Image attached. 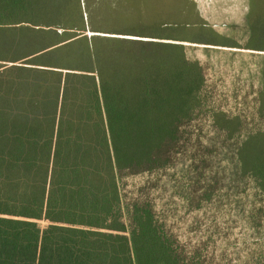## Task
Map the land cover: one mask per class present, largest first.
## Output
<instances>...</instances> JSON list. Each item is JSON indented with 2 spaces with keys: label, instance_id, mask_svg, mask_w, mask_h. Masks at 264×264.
<instances>
[{
  "label": "trees",
  "instance_id": "1",
  "mask_svg": "<svg viewBox=\"0 0 264 264\" xmlns=\"http://www.w3.org/2000/svg\"><path fill=\"white\" fill-rule=\"evenodd\" d=\"M136 1L0 0V264H186L150 208L123 220L119 180L165 166L199 105L202 67L164 32L219 36L193 0ZM245 26L264 50V0ZM246 153L264 191V150Z\"/></svg>",
  "mask_w": 264,
  "mask_h": 264
},
{
  "label": "rangeland",
  "instance_id": "2",
  "mask_svg": "<svg viewBox=\"0 0 264 264\" xmlns=\"http://www.w3.org/2000/svg\"><path fill=\"white\" fill-rule=\"evenodd\" d=\"M153 1L135 2L141 15L151 13ZM155 2L169 10L176 6L174 0ZM194 3L202 23L219 37L181 26L164 37L176 38L186 57L201 65L205 81L199 105L180 126L165 166L120 177L123 220L130 203L150 208L186 264H259L264 259V191L244 159L246 152L264 150V133L253 137L264 131V50L245 48L248 0ZM225 40L231 45H222Z\"/></svg>",
  "mask_w": 264,
  "mask_h": 264
},
{
  "label": "water",
  "instance_id": "3",
  "mask_svg": "<svg viewBox=\"0 0 264 264\" xmlns=\"http://www.w3.org/2000/svg\"><path fill=\"white\" fill-rule=\"evenodd\" d=\"M88 34H99L98 32H88Z\"/></svg>",
  "mask_w": 264,
  "mask_h": 264
},
{
  "label": "crops",
  "instance_id": "4",
  "mask_svg": "<svg viewBox=\"0 0 264 264\" xmlns=\"http://www.w3.org/2000/svg\"><path fill=\"white\" fill-rule=\"evenodd\" d=\"M195 1V0H194ZM201 16V15H200ZM246 19V18H245ZM231 45V44H230ZM229 46V45H228ZM3 68V67H2ZM1 69V68H0Z\"/></svg>",
  "mask_w": 264,
  "mask_h": 264
}]
</instances>
